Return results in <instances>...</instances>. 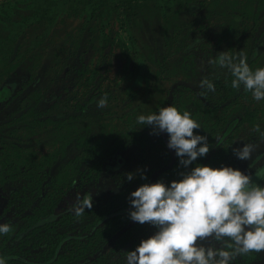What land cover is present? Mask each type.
<instances>
[{
  "label": "trees",
  "instance_id": "1",
  "mask_svg": "<svg viewBox=\"0 0 264 264\" xmlns=\"http://www.w3.org/2000/svg\"><path fill=\"white\" fill-rule=\"evenodd\" d=\"M216 10L232 24L208 55V70L201 64L196 74L205 55L192 51L182 56L195 75L179 72L186 61L162 73L174 30ZM117 20L135 53L131 75L142 74L139 92L106 75L124 45L114 34ZM224 51L243 52L253 70L264 67V0H0V224L12 229L0 234V256L7 264H127L126 252L157 231L129 218L130 193L141 184H170L197 164L251 177L264 171L257 169L264 138L253 131L259 124L264 132V100L233 89L231 72L209 63ZM204 78L215 92L202 96ZM105 93L107 106L99 108ZM169 105L189 111L201 126L194 133L208 138L209 153L187 168L166 133L137 124ZM247 143L258 147L240 160L233 148ZM128 173L136 177L128 181ZM77 194L93 199L80 217L69 211ZM258 261L264 252L232 264Z\"/></svg>",
  "mask_w": 264,
  "mask_h": 264
},
{
  "label": "clouds",
  "instance_id": "2",
  "mask_svg": "<svg viewBox=\"0 0 264 264\" xmlns=\"http://www.w3.org/2000/svg\"><path fill=\"white\" fill-rule=\"evenodd\" d=\"M209 63H218L231 72L233 89L243 86L253 99L264 100V67L253 70L243 52L233 56L224 51ZM200 87L202 96L215 92L214 83L207 78L200 81ZM97 106H107V93ZM137 124L150 127V134L166 133L167 147L175 151L184 168L210 151L207 136L194 133L201 126L187 110L181 112L173 105L161 107L138 116ZM253 131L264 138L259 124ZM257 147L247 143L233 148V153L240 160H250ZM179 175L182 178L170 184L163 180L143 183L130 193V220L147 223L157 231L126 252L127 264H232L239 256L264 252V187L231 166L197 164ZM135 177L136 173L127 174L128 181ZM141 179L147 177L141 173ZM92 207L91 194H77L69 211L80 217ZM11 230L10 225L0 224V234ZM0 264H7L2 256Z\"/></svg>",
  "mask_w": 264,
  "mask_h": 264
},
{
  "label": "rangeland",
  "instance_id": "3",
  "mask_svg": "<svg viewBox=\"0 0 264 264\" xmlns=\"http://www.w3.org/2000/svg\"><path fill=\"white\" fill-rule=\"evenodd\" d=\"M213 5L214 4H211V6ZM220 13L221 11H214L213 15L207 20L206 18H203L200 21H196L194 19L193 21L188 18L184 20V23L181 27H178L174 30V32H176L173 37L174 41L172 42L169 50H167L164 61L166 70L162 73H172L174 71V68H172L173 64L179 65L182 61H186L185 71L182 70L181 66L179 67V72L188 74L189 76L195 75V73H193L189 67L192 65L190 62V57L187 56L185 60L183 57L192 51L198 55H205V57L198 61L200 64L195 65V67L198 68L196 74H198L199 70H201V64L202 66L204 65V69L202 68L201 70L202 72L208 70L207 66H205V63L208 60V55L211 54L213 50H215V46L223 38H226L228 33L227 31L230 29L229 27L232 24V20H229L228 23H225L223 20V15ZM172 23L173 21L170 22V24ZM113 27L115 36L119 37L124 45H120L114 49V54H112L108 64H106L104 67L107 72L106 75H109L110 77H118L119 83H121L125 89L131 87L135 88L137 92H139L140 89H143L141 84L142 78H140L142 74L131 75V71L133 69L132 67H134L133 64L135 61V53H133V46L129 44L130 42L127 39V30L122 26L121 22L119 23V20L114 23ZM124 46L128 49H125ZM233 164H236V160L233 162ZM262 167H264V163H260L257 169H264ZM259 175H261V173H259ZM252 180L255 183L256 177H252ZM259 262L260 261L256 262V264H264Z\"/></svg>",
  "mask_w": 264,
  "mask_h": 264
},
{
  "label": "flooded vegetation",
  "instance_id": "4",
  "mask_svg": "<svg viewBox=\"0 0 264 264\" xmlns=\"http://www.w3.org/2000/svg\"><path fill=\"white\" fill-rule=\"evenodd\" d=\"M261 175H259V177H257V184L264 187V171L261 172Z\"/></svg>",
  "mask_w": 264,
  "mask_h": 264
},
{
  "label": "water",
  "instance_id": "5",
  "mask_svg": "<svg viewBox=\"0 0 264 264\" xmlns=\"http://www.w3.org/2000/svg\"><path fill=\"white\" fill-rule=\"evenodd\" d=\"M259 173H260V172H259V171H257L256 173H254V174H253V177H256V178H257V177H258V175H259Z\"/></svg>",
  "mask_w": 264,
  "mask_h": 264
}]
</instances>
